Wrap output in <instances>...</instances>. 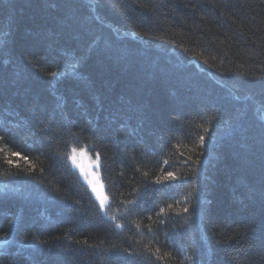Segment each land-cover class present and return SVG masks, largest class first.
Listing matches in <instances>:
<instances>
[{
    "label": "trees",
    "instance_id": "1",
    "mask_svg": "<svg viewBox=\"0 0 264 264\" xmlns=\"http://www.w3.org/2000/svg\"><path fill=\"white\" fill-rule=\"evenodd\" d=\"M0 264H264V0H0Z\"/></svg>",
    "mask_w": 264,
    "mask_h": 264
},
{
    "label": "rangeland",
    "instance_id": "2",
    "mask_svg": "<svg viewBox=\"0 0 264 264\" xmlns=\"http://www.w3.org/2000/svg\"><path fill=\"white\" fill-rule=\"evenodd\" d=\"M70 161L89 187L101 185L97 160L92 159L85 151H79L72 154Z\"/></svg>",
    "mask_w": 264,
    "mask_h": 264
},
{
    "label": "water",
    "instance_id": "3",
    "mask_svg": "<svg viewBox=\"0 0 264 264\" xmlns=\"http://www.w3.org/2000/svg\"><path fill=\"white\" fill-rule=\"evenodd\" d=\"M90 191L92 193V196L95 198V200L99 202L100 206H101V202H103V206L106 204L107 200L103 193V189L101 187L99 186L92 187Z\"/></svg>",
    "mask_w": 264,
    "mask_h": 264
},
{
    "label": "snow or ice",
    "instance_id": "4",
    "mask_svg": "<svg viewBox=\"0 0 264 264\" xmlns=\"http://www.w3.org/2000/svg\"><path fill=\"white\" fill-rule=\"evenodd\" d=\"M53 75L55 76L56 73H53ZM101 207H103V202H101ZM184 211L187 212V209H185Z\"/></svg>",
    "mask_w": 264,
    "mask_h": 264
}]
</instances>
